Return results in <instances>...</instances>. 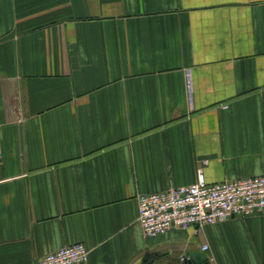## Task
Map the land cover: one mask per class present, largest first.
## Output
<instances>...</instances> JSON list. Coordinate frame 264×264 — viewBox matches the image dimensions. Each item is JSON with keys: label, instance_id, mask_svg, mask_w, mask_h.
<instances>
[{"label": "crops", "instance_id": "0c3cea01", "mask_svg": "<svg viewBox=\"0 0 264 264\" xmlns=\"http://www.w3.org/2000/svg\"><path fill=\"white\" fill-rule=\"evenodd\" d=\"M0 141V264L77 243L86 264H264V212L153 238L137 217L198 169L264 175V0H0Z\"/></svg>", "mask_w": 264, "mask_h": 264}, {"label": "built area", "instance_id": "2783aa9c", "mask_svg": "<svg viewBox=\"0 0 264 264\" xmlns=\"http://www.w3.org/2000/svg\"><path fill=\"white\" fill-rule=\"evenodd\" d=\"M191 82L188 75V106L193 110ZM227 107L225 105L221 108ZM2 156L0 144V164ZM203 173L202 169H198L196 181L189 186L145 193L138 197V223L145 238L191 227H195L198 233L204 226L264 212V175L209 184ZM202 249L206 251L208 246L204 245ZM89 256L87 247L77 243L48 253L35 264H86Z\"/></svg>", "mask_w": 264, "mask_h": 264}, {"label": "water", "instance_id": "95a60500", "mask_svg": "<svg viewBox=\"0 0 264 264\" xmlns=\"http://www.w3.org/2000/svg\"><path fill=\"white\" fill-rule=\"evenodd\" d=\"M184 262L188 264H210L205 254L200 252H191L185 255Z\"/></svg>", "mask_w": 264, "mask_h": 264}]
</instances>
